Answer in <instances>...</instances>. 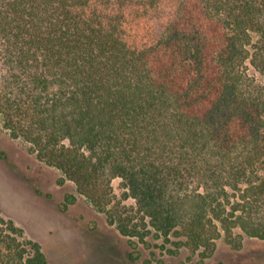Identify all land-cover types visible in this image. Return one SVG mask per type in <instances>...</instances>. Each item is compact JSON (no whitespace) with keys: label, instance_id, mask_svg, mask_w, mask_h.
Instances as JSON below:
<instances>
[{"label":"trees","instance_id":"obj_1","mask_svg":"<svg viewBox=\"0 0 264 264\" xmlns=\"http://www.w3.org/2000/svg\"><path fill=\"white\" fill-rule=\"evenodd\" d=\"M249 67L264 76V0H0L3 126L142 264H163L143 259L149 237L190 264L221 238L264 240V85ZM0 264H46L1 213Z\"/></svg>","mask_w":264,"mask_h":264},{"label":"rangeland","instance_id":"obj_2","mask_svg":"<svg viewBox=\"0 0 264 264\" xmlns=\"http://www.w3.org/2000/svg\"><path fill=\"white\" fill-rule=\"evenodd\" d=\"M248 72L264 85V76L250 67ZM112 186L120 197V180L115 179ZM125 203L135 205L130 198ZM0 213L21 228L26 238L40 244L46 264H142L131 258L127 238L107 222L105 214L79 194L71 181L62 182L60 171L40 161L24 140L11 137L1 119ZM148 240L149 248L141 245L143 259L155 251L163 264L191 263L185 250L172 256L158 247L162 238ZM205 264H264V240L245 237L235 250L221 238Z\"/></svg>","mask_w":264,"mask_h":264}]
</instances>
